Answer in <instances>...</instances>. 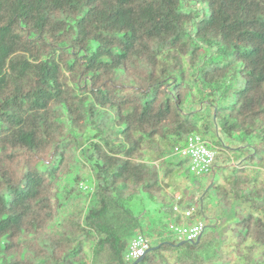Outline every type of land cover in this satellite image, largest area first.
I'll list each match as a JSON object with an SVG mask.
<instances>
[{
  "label": "trees",
  "instance_id": "16d2710c",
  "mask_svg": "<svg viewBox=\"0 0 264 264\" xmlns=\"http://www.w3.org/2000/svg\"><path fill=\"white\" fill-rule=\"evenodd\" d=\"M263 174L264 0H0V264H264Z\"/></svg>",
  "mask_w": 264,
  "mask_h": 264
},
{
  "label": "built area",
  "instance_id": "2783aa9c",
  "mask_svg": "<svg viewBox=\"0 0 264 264\" xmlns=\"http://www.w3.org/2000/svg\"><path fill=\"white\" fill-rule=\"evenodd\" d=\"M177 155L182 158H187L191 161L192 173L199 177L207 173L212 167L216 151L208 146L206 140L200 136H190L187 143L177 152ZM179 201V198H178ZM174 211L182 214L183 217H190L193 211H182L178 203L174 206ZM174 232L181 241L191 242L196 241L204 232V223L198 221L192 227H175ZM150 240L143 235L137 236L131 244L130 250L126 255L128 261H135L143 257L149 250Z\"/></svg>",
  "mask_w": 264,
  "mask_h": 264
},
{
  "label": "rangeland",
  "instance_id": "374dc122",
  "mask_svg": "<svg viewBox=\"0 0 264 264\" xmlns=\"http://www.w3.org/2000/svg\"><path fill=\"white\" fill-rule=\"evenodd\" d=\"M229 156L236 157V152H232L231 155H229ZM181 160L186 162L188 159H185L182 157L177 158V161H181ZM189 166H190V162L188 160L186 163V166L183 169L184 175H182L180 177L174 176V177H171L168 180H166V182L169 184V187H170V191H169L170 194H172V195L176 194V196H182V193L185 190V188L189 186V182H188L187 177L193 179V174L189 173V169H188ZM261 179L264 180V174L262 175ZM216 180H219V177H217ZM221 183L224 184V181L221 180ZM159 207H160V205H158V204H149L148 210H149L150 214L152 215V217L150 218L149 221L154 220V217H156L158 219L159 223L170 224L172 222V219L170 217L165 218L164 215L163 216L161 214L157 215L156 211L158 210ZM232 246H233V243L229 242L226 246V250L230 252L231 257L233 258L232 264H235L237 257L235 255V253L232 252V249H231Z\"/></svg>",
  "mask_w": 264,
  "mask_h": 264
},
{
  "label": "water",
  "instance_id": "95a60500",
  "mask_svg": "<svg viewBox=\"0 0 264 264\" xmlns=\"http://www.w3.org/2000/svg\"><path fill=\"white\" fill-rule=\"evenodd\" d=\"M201 238H202V236H200L196 241H191L190 243H191V244H199L200 241H201ZM185 243H186V242L184 241V242H181L179 245L182 246V245H184ZM149 252H150V250H148V251L146 252V254H145L143 257L137 259V260L134 262V264H139V263H141V262L145 259V257L147 256V254H148Z\"/></svg>",
  "mask_w": 264,
  "mask_h": 264
}]
</instances>
